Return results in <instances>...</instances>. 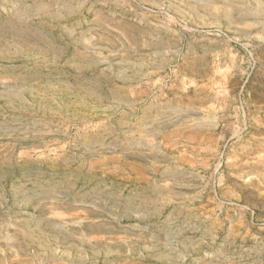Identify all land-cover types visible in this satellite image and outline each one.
Segmentation results:
<instances>
[{"label": "rangeland", "instance_id": "rangeland-1", "mask_svg": "<svg viewBox=\"0 0 264 264\" xmlns=\"http://www.w3.org/2000/svg\"><path fill=\"white\" fill-rule=\"evenodd\" d=\"M178 88L244 118L195 189ZM0 264H264V0H0Z\"/></svg>", "mask_w": 264, "mask_h": 264}, {"label": "crops", "instance_id": "crops-1", "mask_svg": "<svg viewBox=\"0 0 264 264\" xmlns=\"http://www.w3.org/2000/svg\"><path fill=\"white\" fill-rule=\"evenodd\" d=\"M232 111L236 115L229 113L227 102L212 99L211 93L208 97L192 93V88L160 90L147 100L146 117L149 126L150 120L158 127V145L164 152L170 150L169 142L176 145L180 182L190 183L192 188L199 182L207 184L206 151L212 148L206 144L225 139L224 129L244 122L239 108ZM148 134L152 132L148 130Z\"/></svg>", "mask_w": 264, "mask_h": 264}]
</instances>
